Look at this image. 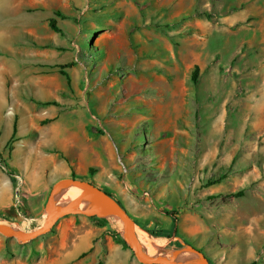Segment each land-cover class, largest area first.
<instances>
[{
    "label": "rangeland",
    "instance_id": "1",
    "mask_svg": "<svg viewBox=\"0 0 264 264\" xmlns=\"http://www.w3.org/2000/svg\"><path fill=\"white\" fill-rule=\"evenodd\" d=\"M260 6L0 0V188L9 205L0 221L40 226L53 184L73 173L165 231L163 253L190 245L211 264H264ZM100 218L98 254L66 262L142 264L118 242L120 220ZM56 225L25 244L0 234V264H61L46 244Z\"/></svg>",
    "mask_w": 264,
    "mask_h": 264
},
{
    "label": "water",
    "instance_id": "2",
    "mask_svg": "<svg viewBox=\"0 0 264 264\" xmlns=\"http://www.w3.org/2000/svg\"><path fill=\"white\" fill-rule=\"evenodd\" d=\"M65 185L79 186L84 188L85 191L59 204L57 192ZM68 215L117 218L122 223L121 235L123 240L131 249L135 258L142 264H184L181 261L164 256L163 252L157 255L149 254L144 249L136 233V228L141 226L137 224L128 210L101 187L88 180L74 177H63L53 184L45 206L44 221L40 226L25 229L21 226L0 221V234L8 238H14L21 244L29 243L49 233L59 219ZM187 246L190 245H185L182 248ZM192 248L203 255L206 264H210L201 251Z\"/></svg>",
    "mask_w": 264,
    "mask_h": 264
},
{
    "label": "crops",
    "instance_id": "3",
    "mask_svg": "<svg viewBox=\"0 0 264 264\" xmlns=\"http://www.w3.org/2000/svg\"><path fill=\"white\" fill-rule=\"evenodd\" d=\"M263 11L264 7L260 6L259 12L263 13ZM2 181H6V179L3 178ZM9 182H11V180ZM1 189L2 188H0V210H4L7 209L9 205L1 204L4 197V193ZM79 216L80 217H77L76 215H68L59 219L56 223L57 227L52 238L46 242L51 250L50 255H56V258L60 259L62 262L61 264H70L66 262L67 257H70L71 255H79V259L81 255L92 248L93 253L90 256H95L99 252V248H97V246L95 247V244H98V247L101 245L100 243L103 240L101 235L104 232L105 226L93 224L92 219L89 216ZM109 238L110 236H107L108 240L105 239L107 240L106 242L112 245V247H115L114 245H117V243H114V241ZM83 242L85 243L84 247H87V249L81 252L80 245ZM117 250H120V248Z\"/></svg>",
    "mask_w": 264,
    "mask_h": 264
},
{
    "label": "bare ground",
    "instance_id": "4",
    "mask_svg": "<svg viewBox=\"0 0 264 264\" xmlns=\"http://www.w3.org/2000/svg\"><path fill=\"white\" fill-rule=\"evenodd\" d=\"M84 188L79 186L65 185L62 186L57 192L58 203H63L70 198H61V194L71 196L83 193ZM142 228V227H141ZM137 236L142 243L144 249L151 255H157L161 253L164 247L165 240L161 237H154L148 234L146 231L136 228ZM164 256L183 262L184 264H206V260L203 255L195 251L191 246L179 248L175 250H169L163 253Z\"/></svg>",
    "mask_w": 264,
    "mask_h": 264
},
{
    "label": "trees",
    "instance_id": "5",
    "mask_svg": "<svg viewBox=\"0 0 264 264\" xmlns=\"http://www.w3.org/2000/svg\"><path fill=\"white\" fill-rule=\"evenodd\" d=\"M50 25H51V27H52L54 30L61 32L60 27L57 25V21H56V19H54V18L51 19V21H50ZM196 70H197V67H196L195 71L192 73V79H193V80H196V78H197V71H196ZM16 132H17V123H16V120H15L14 125H13V133H12V136H15ZM11 149H12V147H11V145H10V150H11ZM2 165H3L4 170L10 175L12 181L15 183L14 178H13V175H12V173L9 171L8 166H7L5 163H3ZM71 177L77 178V177L75 176V174H73V173H72ZM80 179L85 180V178H80ZM210 184H212V183H210ZM102 189H103V188H102ZM103 190L106 191V192H108V193H109L111 196H113L118 202H120V200H119L118 198H116V196H114V194H112L111 192H109V191L106 190V189H103ZM239 193L241 194V193H243V191H240ZM120 203H121V202H120ZM121 205H123V204L121 203ZM91 219L95 222L96 225H100V226H101V225H104V222L106 221V219H102V218L97 217V216H92ZM135 221L137 222V224H138L139 226L142 227V229H143L144 231H146V232L149 231L154 237L169 236L165 231H154V230H152V229H149V228L145 227V226H144L141 222H139L138 220H135ZM147 230H148V231H147ZM149 232H148V233H149ZM117 239H118V242L120 241V242L123 244L124 247H128V245L125 243V241H124L121 237L117 236ZM181 247H183V246L180 245V248H181ZM209 263L211 264L210 261H209ZM250 264H257V263H256V262H252V263H250Z\"/></svg>",
    "mask_w": 264,
    "mask_h": 264
},
{
    "label": "built area",
    "instance_id": "6",
    "mask_svg": "<svg viewBox=\"0 0 264 264\" xmlns=\"http://www.w3.org/2000/svg\"><path fill=\"white\" fill-rule=\"evenodd\" d=\"M124 171H127V168H126V166H124Z\"/></svg>",
    "mask_w": 264,
    "mask_h": 264
}]
</instances>
